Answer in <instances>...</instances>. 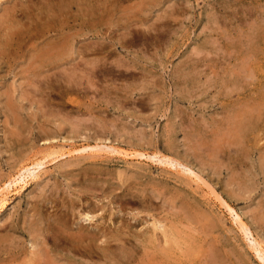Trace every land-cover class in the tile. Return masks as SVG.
<instances>
[{
	"label": "rangeland",
	"instance_id": "1",
	"mask_svg": "<svg viewBox=\"0 0 264 264\" xmlns=\"http://www.w3.org/2000/svg\"><path fill=\"white\" fill-rule=\"evenodd\" d=\"M70 1L0 0V39L25 30L0 57V264H263L227 207L264 250V0ZM79 222L98 254L55 239Z\"/></svg>",
	"mask_w": 264,
	"mask_h": 264
},
{
	"label": "bare ground",
	"instance_id": "2",
	"mask_svg": "<svg viewBox=\"0 0 264 264\" xmlns=\"http://www.w3.org/2000/svg\"><path fill=\"white\" fill-rule=\"evenodd\" d=\"M65 1V0H64ZM74 1L76 2V1H86V0H71L70 1V6H68V8H71V5H74L75 3H74ZM57 3V2H56ZM66 3V2H65ZM25 7V6H24ZM11 8H13V7H11ZM22 8V7H21ZM14 9V8H13ZM12 9V10H13ZM25 9H26V7H25ZM29 10V9H28ZM16 11V10H15ZM68 12V10H64L62 7H60V6H58V10H57V12H55V11H53V12H55V13H50V14H48L47 16H46V19H47V21H46V23H44L43 24V28H44V30H46V32L48 31V32H50V31H56V28H57V24H56V21H55V18L57 17V15H59V13L61 12ZM26 11H24V13H25ZM101 12V11H100ZM20 13H23V12H20ZM27 13V12H26ZM25 13V14H26ZM61 13H60V15H61ZM14 14V13H13ZM95 14V12L91 9V8H89L88 10H87V12L84 14L85 16H87L88 17V19H91V18H94L92 15H94ZM9 15H10V13H9ZM8 15V16H9ZM21 15V14H20ZM27 15H28V13H27ZM59 15V16H60ZM13 16V15H12ZM11 16V17H12ZM58 16V17H59ZM62 16V15H61ZM11 17L9 18L10 20H11ZM67 17H69V16H67ZM36 18V17H35ZM8 19V20H9ZM13 19V18H12ZM59 19V18H58ZM36 20V19H35ZM33 21V20H32ZM32 21H31V23H32ZM40 22V21H39ZM93 22V21H92ZM98 22V21H97ZM42 23V22H41ZM8 24V23H7ZM6 24V25H7ZM85 24H88V22H86ZM62 25V24H61ZM19 26V25H18ZM34 26V25H33ZM35 28H34V32L35 33H38V32H40L41 30L38 28V27H40L38 24L36 25V26H34ZM59 27V26H58ZM28 28V27H27ZM31 28V27H30ZM41 28V27H40ZM61 28H63V27H61ZM29 29V28H28ZM27 29V30H28ZM29 30H31V29H29ZM2 35H1V38L2 39H0V41H1V43H0V57H1V59H3L4 58V56L5 55H8V54H10V55H12L11 53H10V47H12V46H15V45H13V43H17L18 44V41H19V39L21 40V36L22 35H24L23 34V32H21V31H25L24 29H17V30H14V26L13 25H11V26H7V27H5L4 29H2ZM31 33V32H30ZM0 34H1V32H0ZM41 34V33H40ZM42 35V34H41ZM25 36H27V35H25ZM28 37V36H27ZM38 37V36H37ZM57 37H59V39L61 40V41H63V36H58L57 35ZM30 38H31V36H30ZM56 39V38H55ZM58 39V38H57ZM3 40V41H2ZM31 40V39H30ZM54 40V39H53ZM47 43V42H46ZM45 43V44H46ZM55 43H58V41H54L53 43L51 42L50 44H47L46 45V47H44L43 46V48H41L40 50L38 49V52L37 51H35L36 53H37V57L38 58H40V59H38V60H40V61H42V63H43V59H44V57H46V56H50L51 57V55H52V57L51 58H53V54H55L54 56L56 57V56H58L59 54H61V55H63L64 53H66L67 51L65 50L66 49V47H64V49L62 48V46H61V48H58V47H60V46H56V44ZM20 44V43H19ZM21 46V45H20ZM48 46V47H47ZM89 46V45H88ZM22 47H23V44H22ZM85 47V46H84ZM83 48V47H82ZM89 48V47H88ZM6 49H9L8 51H6ZM14 49V48H13ZM12 49V50H13ZM67 49H69V48H67ZM92 48H90V52H92V50H91ZM11 50V51H12ZM33 51H34V49H32ZM36 50V49H35ZM16 51H18V50H16ZM21 51V50H20ZM89 50L88 49H86V47L84 48V49H82L81 51H80V53L81 54H84V53H86V52H88ZM96 51V50H95ZM32 53H34V52H32ZM23 55V54H22ZM60 55V56H61ZM12 56H14V54L12 55ZM30 56H32L31 54H30ZM54 57V58H55ZM7 58V57H6ZM32 59H34V57H32ZM37 60V62L39 63V61ZM5 61H7V60H5ZM32 64V63H31ZM39 66H41L40 65V63H39ZM231 78V77H230ZM7 97H9V96H7ZM9 101V100H8ZM244 110H246V109H244ZM254 110V109H253ZM257 111V110H256ZM259 112V111H258ZM242 113H244V112H242ZM262 113V112H261ZM250 114H248V112L246 113V116H249ZM251 117L253 118V116L251 115ZM241 118V117H240ZM246 118H248V117H246ZM245 118V119H246ZM254 118H255V116H254ZM259 118V117H258ZM249 119V118H248ZM241 120V119H240ZM244 120V119H243ZM242 120V121H243ZM236 122V121H235ZM238 122V121H237ZM248 122H249V120H248ZM251 122V121H250ZM243 123V122H242ZM258 123V122H257ZM236 124H238V126L240 125L239 123H236ZM252 124V123H251ZM251 124H250V126H251ZM230 125V124H229ZM235 125V124H234ZM257 125V124H256ZM242 126V125H241ZM246 126V125H245ZM247 126H248V124H247ZM237 127V126H236ZM249 127V126H248ZM233 128V127H232ZM239 128H241V127H239ZM243 128V127H242ZM251 128V127H250ZM249 128V129H250ZM235 129V128H234ZM254 129V128H253ZM255 130V129H254ZM237 131H238V129H237ZM242 131V130H241ZM245 131V130H244ZM235 132V131H234ZM248 132V131H247ZM239 133H240V131H239ZM245 133V132H244ZM242 134V133H241ZM235 141V140H234ZM101 147V146H100ZM105 147V148H104ZM103 148L101 147V148H99V147H95L94 149H92V148H88V149H91L93 152H108V153H118L119 151H117V150H115L114 148H112V147H106V146H104ZM213 149V148H212ZM84 150V149H83ZM89 151V150H88ZM83 152H85V151H83ZM135 155V154H134ZM137 156H139V157H142L143 156V154H140V155H137ZM148 157V156H147ZM146 157V158H147ZM149 158L150 159H152V160H154L155 161V159H156V161H158V163H163V164H167L168 165V167H171V168H173V169H175L176 171H180V170H178L179 168L178 167H181L182 168V170L180 171L181 173H184V175L186 174V175H188V176H190L192 179H194L197 183H204V181L200 178V177H198L193 171H190L188 168H186L182 163H180L179 161H177V160H173V159H170V158H167V157H161V156H159L158 154H153V155H151V156H149ZM148 159V158H147ZM216 160V159H215ZM261 161H262V159H261ZM41 165H42V162L41 163H36L35 164V166H32L31 168H26L25 167V169H21L23 172H21V173H19V176L16 178V180L17 181H15V182H13V183H15L16 185H19V184H22V183H24V182H26L25 180L27 179V178H31L33 175H34V173H35V171L38 169L39 170V168L41 167ZM167 165H165V166H167ZM263 166V165H262ZM178 168V169H177ZM262 170V169H261ZM20 172V171H19ZM12 180V179H11ZM9 184V183H8ZM14 185V184H13ZM12 185V186H13ZM11 186V185H10ZM124 187V186H123ZM210 191V190H209ZM211 192V191H210ZM124 197H125V195H124ZM140 199H142V198H140ZM134 200V199H133ZM133 200H131V202L133 201ZM0 201H1V199H0ZM127 201V200H126ZM136 200H134V202H135ZM144 201L145 200H143V203H144ZM222 201V200H221ZM220 201V202H221ZM137 202V201H136ZM174 203V202H173ZM135 204V203H134ZM226 204V203H225ZM225 204H224V206H225ZM144 205H147V203L146 204H144ZM227 206V205H226ZM148 207H149V205H148ZM150 208V207H149ZM228 208V210H229V212H230V215H232L233 216V218H234V223L235 224H237L238 225V228L241 230V232L243 233V235H244V237H245V239L248 241V243L250 244V247H251V249L253 250V252L255 253V255H256V257L261 261V263H263L264 264V250L261 248V246H260V244L258 243V242H256V240H255V238L252 236V234H251V232H250V230H249V228L246 226V224L244 223V222H242V220L240 219V217L232 210V208H230V207H227ZM97 213H99V214H102L101 213V211L100 212H97ZM99 214H97V216L99 215ZM88 215V214H87ZM85 216V215H84ZM90 216V215H89ZM93 216V215H92ZM100 216V215H99ZM105 216V215H104ZM113 216V215H112ZM91 217V216H90ZM95 217V216H94ZM85 218L87 219V217L85 216ZM89 218V217H88ZM98 218V217H97ZM97 218H96V220H97ZM103 216H100L99 217V220L98 221H100V219H102L103 220ZM90 219V218H89ZM80 220V219H79ZM88 220V219H87ZM86 220V221H87ZM94 220H95V218H94ZM109 220V219H108ZM118 221H120L119 219H117ZM81 221V220H80ZM83 221V220H82ZM89 221H93V220H89ZM104 221H106V220H104ZM78 222V221H77ZM88 222V221H87ZM95 222V221H94ZM103 222V221H102ZM122 222H124V220L122 221ZM83 223H85V222H83ZM89 223V222H88ZM92 223V222H91ZM90 223V224H91ZM104 223V222H103ZM79 224H80V222H79ZM76 224L77 226H79V229L78 230H74L72 227H70L71 229L69 230L68 228V230H69V232L67 231V232H64L63 230H60V231H56L57 232V234H56V236L54 235V237H55V239L57 238L58 240H61V238L59 239L58 237H62V239H64V240H62V241H64V242H66L67 241V243L69 242V243H71L72 244V249L73 248H75L74 250H78V251H80V247L82 248V247H84L83 249H89L88 250V253L91 255V254H94V253H96V254H98L96 251H94V246H93V244L92 243H94L95 241H96V235L95 234H93V233H91L90 231H89V228L91 227V225L90 224ZM97 224H98V222H97ZM105 224V223H104ZM121 225L123 224V223H120ZM93 225V224H92ZM101 225V224H100ZM99 225V226H100ZM106 225V224H105ZM105 225H103V226H105ZM153 225V224H152ZM151 225V226H152ZM75 226V225H74ZM77 226L75 227V229H77ZM98 226V227H99ZM123 226V225H122ZM150 226V227H151ZM154 226V225H153ZM152 226V227H153ZM158 226V225H157ZM124 227H125V225H124ZM93 228V227H92ZM100 228H102V226L100 227ZM106 228V227H105ZM121 228V227H120ZM126 229L128 228V227H125ZM130 228V227H129ZM158 228V227H157ZM50 229V228H49ZM93 229H95V228H93ZM150 229V228H149ZM162 229V228H161ZM161 229H157L158 230V233H160L159 231L161 230ZM120 230V229H119ZM121 230H123L122 228H121ZM131 230V229H130ZM153 230H155V229H153ZM152 230V228H151V230L150 231H153ZM100 232H101V230H99ZM103 231H104V229H103ZM147 231V230H146ZM149 231V232H150ZM156 231V230H155ZM94 232V231H93ZM105 234H108V236L109 237H107L106 238V240L105 241H103V243H105L106 244V247H104V248H98V249H102L101 251H103L104 252V249H106V250H109V249H111L112 247H114L115 249H117L118 247H119V245H114V243L115 242H121L120 243V245L122 244L123 246H126L125 244H126V240H123L122 238V235L120 234V233H118V232H113L111 229H105ZM129 232V231H128ZM154 232V231H153ZM163 232V231H162ZM165 232V231H164ZM65 233V234H64ZM103 233V232H102ZM124 234H125V232H123ZM55 234V233H54ZM144 234V233H143ZM154 234V233H153ZM146 237H147V234H144ZM143 235V236H144ZM155 235H156V232H155ZM154 235V236H155ZM162 235V234H161ZM98 236V235H97ZM101 236H102V234H101ZM139 236H140V234H139ZM162 236H164V235H162ZM104 237H106L105 235H104ZM122 237V238H121ZM138 237V236H137ZM142 237V236H141ZM145 237V238H146ZM172 237V236H171ZM100 238V241L102 240L101 239V237H99ZM152 238V237H151ZM151 238L150 239H148V242L150 243L152 240H151ZM164 238V237H163ZM97 239H98V237H97ZM143 239V238H142ZM99 240V239H98ZM97 240V241H98ZM147 240V239H146ZM145 240V241H146ZM164 240V239H163ZM144 240H142V242H143ZM136 242H138V241H136ZM68 243V244H69ZM97 242H95V244H96ZM102 243V244H103ZM146 243H147V241H146ZM70 245V244H69ZM121 245V246H122ZM148 245V244H147ZM122 246V247H123ZM151 246V245H150ZM71 247V246H70ZM128 250V249H127ZM133 250V249H132ZM84 251V250H83ZM81 252V251H80ZM88 254V255H89ZM112 254V253H111ZM133 254V253H132ZM195 254V253H194ZM163 255H164V253H163ZM99 256V255H98ZM108 257H111V256H108V255H106L105 256V258L107 259ZM115 257V256H114ZM145 258V257H144ZM102 259V258H101ZM138 258H136V256L135 255H131V254H129L127 251L126 252H123V253H121L120 255H119V258H118V261H121V262H124V263H128V262H132V261H137V262H139V261H141L142 260V258L141 259H138ZM104 260V259H103ZM117 260V259H116ZM152 260V258H148L146 261H151ZM160 260L162 261H164L165 260V258H163L162 256H161V258H160ZM110 261V260H109ZM142 262V261H141ZM51 263H53L54 264V262L52 261ZM144 263V262H143ZM142 263V264H143ZM158 263V262H157ZM123 264V263H122Z\"/></svg>",
	"mask_w": 264,
	"mask_h": 264
}]
</instances>
